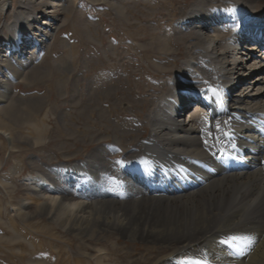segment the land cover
<instances>
[{"label": "bare ground", "instance_id": "bare-ground-1", "mask_svg": "<svg viewBox=\"0 0 264 264\" xmlns=\"http://www.w3.org/2000/svg\"><path fill=\"white\" fill-rule=\"evenodd\" d=\"M8 1L0 0V15ZM34 1L19 0L12 20L0 29L6 40L2 42L9 44L2 51L0 43V134L11 149L18 147L16 139L45 147L50 133L45 119L49 112L39 116L43 99L12 93L13 81L31 82L41 71L38 66L26 68L39 59L57 27L51 21L53 12H41L45 20L39 19L31 9ZM146 1L145 7L153 12L151 21L165 10L171 12L166 25H155L137 39L140 47L149 48L147 66L165 79L152 80L146 68L148 82L138 86V93L151 90L150 98L131 93L129 101L132 111L136 103L142 105L143 114L121 113L122 120L115 123L111 120L119 116L115 107L120 102L115 107L103 99L82 105L80 113L96 109L112 132L87 133L105 142L82 159L72 160L71 153H64L63 160L54 163L30 155L31 172L20 182L25 187L22 196L16 198L15 192L18 176L28 170L21 156L8 173H1L5 204L0 199V225L5 233H0V243L18 255L29 245L35 249L43 244L58 254L62 247L53 241L66 234L75 237L84 256L73 264H201L198 261L209 257L206 261L231 258L219 244L205 257L202 248L216 230L238 226L247 234L241 246L249 256L247 263L264 264V0H184L189 3L176 14L174 0ZM107 2L120 18H128L124 3ZM60 8L68 10L62 3ZM251 36L253 41L247 44ZM28 41L33 43L31 51L25 46ZM108 88L102 96L108 95ZM194 99V108L183 117ZM204 100L209 107L201 105ZM59 117L66 126L65 112ZM65 128L68 135L77 132ZM226 151L233 161L223 160ZM118 238L141 243L148 253L116 258L113 255L124 248ZM226 242L238 245L235 240ZM133 249L128 246L127 254ZM154 249L155 254L150 252Z\"/></svg>", "mask_w": 264, "mask_h": 264}, {"label": "rangeland", "instance_id": "rangeland-1", "mask_svg": "<svg viewBox=\"0 0 264 264\" xmlns=\"http://www.w3.org/2000/svg\"><path fill=\"white\" fill-rule=\"evenodd\" d=\"M107 1H118L124 3L126 5V8L128 7V12H130L128 18L126 20L120 18L115 13V11L107 4ZM188 1L190 2V0ZM8 2L9 3L7 10L4 11L2 15H0V29H3L4 24H7L12 20L11 16L19 6V0H9ZM146 2V0H35L33 2V6L31 9L33 10V12L38 13L37 15L42 21L45 20L44 17L46 15L43 16L41 12H53L54 16H52L51 18H54L55 20L51 19V21L52 23H54L53 27L55 25H57V27L53 31V35L51 36L50 40L46 42L44 48L39 51V55L37 56V58L39 59L31 63L28 68H26V70H29L34 66H38V68L41 67V71L33 75L31 82L28 80H22V78H18L17 80L13 81L14 86L13 88L11 86V88L13 89L12 93L15 97L43 99L42 101H44L45 103L44 106H42V108L40 109L39 116L41 117V115H43L45 111L49 112H47L48 118L45 119L47 120V126L50 133L46 135L48 139H46L44 145L45 147H42V145H27L25 142L22 143V141H18L16 139V145L18 147L13 149H11L9 141L0 134V137L2 138L1 141L4 143L2 146L0 144V161L2 163L1 167L3 168L1 169L2 172L0 171V174L8 173V169L16 162L17 159H19V156H21V161L24 164L23 166L28 169L24 175L18 176V188L16 187L15 190V192H17L16 198L18 196H22L25 192L23 190L25 187H23L22 183L20 182L24 181V177L28 174V171L31 170V167L28 164V157L30 155L35 154L44 161L48 160L54 163L62 161V155L64 153H71L72 160L78 158L82 159L85 154L92 148L96 147L100 143L105 142L103 140H96V137L91 138L87 133L96 132L97 135H100V133L101 135L111 133L112 131L108 126L109 121L99 119V117L97 116V111H94L96 109H93L91 111L84 110L82 111V113H80L81 107L84 109L83 106L87 105L88 103H90L88 104V106H91V104L94 103L97 104V101L99 102L100 99L107 101V104L112 103L114 107L120 102L118 106L115 107V109L119 113V116L115 117L116 114L113 115V119L111 120L112 123H115V120H122L121 113L127 116H133V114L135 113L143 114L141 109L143 108V106L138 103H136L138 106L136 105L135 111H132V108L129 105V101L133 98L131 93H133L134 97L136 98H150L151 90L144 88V90H147L149 93L147 91L140 94L138 93V91L140 90L138 86L145 87L146 83L148 82L145 74L146 68L147 71H149L148 73L152 76V80H161L163 78L165 79V76L162 73L157 72L154 68H149L147 66L146 59L144 58L148 53L149 48L147 46V48L140 47L137 44V39L142 37L145 31L150 32L152 27H155V25H166L167 21L169 20L168 13H171L169 10H165V13H163L161 16L152 19V22L150 19L152 17V11L148 10L145 7ZM189 2H185L184 0H174V3L172 5V12L174 14L178 13L180 10L184 9ZM61 3L63 6L68 7L67 11L60 8ZM261 8L264 9V4H262ZM262 11V13H264V10ZM86 34L87 36H89V38L86 36ZM3 40L6 41L1 37L0 34L2 51H6L5 49H8L7 47L9 46V44H5V42L3 43ZM47 43H49V45ZM132 43L134 44V46L132 45ZM3 45L5 48L3 47ZM25 46L27 47V51H31L33 49L32 41L27 43ZM2 53L5 54V52ZM154 54H156V56L159 55V53L155 52V50ZM38 60L40 61V63L38 65H35L39 62ZM177 61L180 62L181 60L177 58ZM42 66H45V68L42 69ZM4 69H2L3 72H5L6 74L9 73L10 70ZM104 71L105 75L107 74L106 76L104 75ZM57 81L58 85H56ZM104 82L107 84H105ZM59 83H63L65 86L62 84H60L62 85L60 86ZM88 85L89 88H87ZM106 86H109L110 88ZM96 87H100L101 89L97 88V90ZM105 87L106 89L108 88L111 91H108V95H103V97L101 91H104ZM96 93L98 95H96ZM117 93L118 95H116ZM111 94L114 95L112 96ZM193 101L194 102L189 104V108H186L182 112V114L186 113L183 117H187V114L193 109V106L196 104L197 99ZM49 104H51L53 108H51ZM59 112H65V120L69 121L67 122L66 126H64V124H62V121H60L61 118L59 117ZM97 122L98 124H95ZM90 126L92 127V129ZM59 128L61 130H63L62 128H65L73 130L75 132L77 131V135H68L66 131L63 130L62 132ZM47 156H49V159H46ZM0 190H2L1 187ZM2 191H0V199L3 204H5V196L3 195ZM5 211L9 212L10 210H3L2 212ZM16 220L18 221V223L21 222L19 218H16ZM2 226L3 225L1 224L0 233H5ZM237 227L238 226H227L226 228L224 227V229L222 228L221 230H216V232L211 236V240H209L202 248V252L204 253L205 257L207 253L212 252L214 245L219 244L221 245L222 249L224 248L225 250L229 251V253L231 254V258H215L213 260L211 258V261H206L210 258L209 257L206 260L202 259V261L198 262H200L201 264H240V262L241 264H249L247 263L249 262V256L243 254L244 248L241 247L243 239L245 238V236H247V234H245V231H243V229ZM65 238L69 240H65L66 242L62 241V239ZM47 239L49 241L53 240L49 237H47ZM229 239L235 240L238 245L233 246L228 244L229 242L226 241H230ZM118 241L122 243V246L124 248L119 249L118 252L113 255L116 258L124 259L129 255L136 257L139 256L143 251H145V246L143 247L141 243L136 242V244L134 245L132 242L125 241L123 238H118ZM53 242L58 244L59 246L61 245L62 247L58 254L53 246L49 248V244H43L37 247L35 246V249L28 244L29 246H27L26 248L25 246L20 247L17 245L20 250H24L25 248V251H23L24 254L19 252L20 254L18 255V252L11 250V247H9L8 245H2L0 243V264H30L29 261L31 259L40 261L36 264H55V262H58V264H73L76 257L84 259L82 252H79L76 248L78 242L76 241L75 237L64 234L63 238L56 239ZM209 244L212 247H210ZM128 246L132 248L134 246L133 251L130 250L129 254H127ZM150 252L155 254L156 250L154 249V251L151 250ZM147 253L146 251L144 252L145 255ZM110 258H112V256ZM217 259H219L220 261L217 262Z\"/></svg>", "mask_w": 264, "mask_h": 264}]
</instances>
